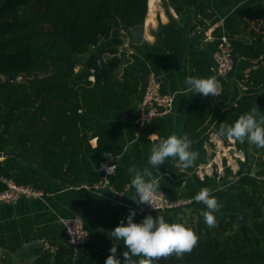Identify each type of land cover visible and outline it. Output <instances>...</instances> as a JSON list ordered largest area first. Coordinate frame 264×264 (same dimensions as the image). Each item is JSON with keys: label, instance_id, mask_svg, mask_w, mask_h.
<instances>
[{"label": "trees", "instance_id": "obj_1", "mask_svg": "<svg viewBox=\"0 0 264 264\" xmlns=\"http://www.w3.org/2000/svg\"><path fill=\"white\" fill-rule=\"evenodd\" d=\"M217 1L230 7L241 0ZM147 2L0 0V154L25 163L68 188L84 190L83 186L104 182L116 193L124 192L131 183V173L116 161L123 149L116 131L107 122L110 112H126L131 99L140 91L139 77L146 76L150 68L139 45L132 54L119 53L123 41L118 30L141 28ZM162 2L177 14L193 9L197 15L207 16L200 0ZM239 21L243 25L241 32L231 26L228 32L217 35L218 39L226 38L231 50L234 65L227 75L217 76L208 58L193 64L194 77H215L221 94L195 95L183 122V134H194L203 127L211 117L214 103L223 107L214 124L217 133L221 123L233 124L256 106L264 111V4L258 3L240 13ZM158 34L165 51L176 64H182V32L169 22L159 26ZM103 54H107L104 61ZM98 57L105 69L103 78L94 81L99 72ZM238 73L239 88L247 92L230 103L231 83ZM93 86L100 88L98 95L83 92ZM93 119L103 124L96 127ZM167 124L165 117H158L145 127V160L152 146L148 137L163 134ZM93 139L95 147L90 144ZM232 140L243 156L235 173L225 168L222 176L216 169L210 176H198L200 165L212 158L205 149L206 138L192 144L198 152L192 167L185 169L176 159L167 164V175L157 180L158 190L173 199H191L196 204L195 196L207 187L217 198L220 211L215 213L216 224L211 228L204 223L203 210L189 211L188 218L185 210L151 213L154 217L164 216L169 222H185L198 236L190 253L151 258V264H264V147ZM252 152H260L262 157L250 174L245 168ZM102 163L114 165L113 174L106 175L100 168ZM0 174L46 193L39 179L10 176L1 168ZM228 177L234 182L227 184ZM223 211L236 216L225 219ZM146 215L149 214H139L136 221ZM240 216L247 218V224L238 223ZM106 258L76 253L63 244L57 245L54 254L39 252L30 264H105ZM142 261L149 264L148 258Z\"/></svg>", "mask_w": 264, "mask_h": 264}, {"label": "crops", "instance_id": "obj_2", "mask_svg": "<svg viewBox=\"0 0 264 264\" xmlns=\"http://www.w3.org/2000/svg\"><path fill=\"white\" fill-rule=\"evenodd\" d=\"M200 1L204 5L205 13L207 14L204 18L197 15L193 9H186L181 14H177L172 7L164 4L162 0H153L151 8L149 0L147 2V12L142 25V41L139 46L143 48L146 54L150 71L155 72L161 79L163 92L174 96L172 110L165 117L168 123L167 130L159 136L150 135L148 137V140L152 143L148 150V155L151 154L161 140L166 139L170 135H186L182 131L183 122L187 111L196 99L195 92L190 90L186 84L187 77H194L193 64L202 58H208L211 61L210 55L213 46L218 40L217 35L221 32H228L231 26L241 32L243 25L239 21L240 13L248 11L258 3L264 4V0H241L230 7H225L217 0ZM169 22L177 26L183 34L185 58L180 65L176 64L171 55L165 51L161 36L158 34L159 26L166 25ZM122 41L123 44L118 49L119 53L130 54L129 51L133 52L135 46H137L131 37L122 39ZM107 46L108 44L101 48V52H104ZM106 59L107 54H103L102 61ZM121 68L119 72H121ZM239 75L238 73L231 83L230 103H233L247 92V90L239 88ZM139 78L141 81L140 91L131 99L129 108L123 115H119L115 111L110 112L107 123L113 126L118 135L119 144L123 149L121 158L116 159V161L128 168L131 178L133 179L135 173L139 171L145 175L146 180H158L162 176L167 175V164L172 163L174 159L168 158L164 164L155 169L148 165L147 160L144 158V131L138 133L133 124L146 81L145 75ZM86 91L93 95H98L100 88L93 86L90 89L83 90V92ZM222 111L223 107L216 106L214 103L211 117L205 125L196 133L187 135L192 144L201 138L207 139L205 149L212 158L197 169L196 173L200 177L204 175L210 176L214 168L216 169L211 163H216L213 161L217 159L215 155L218 154L217 150H222L226 153L228 152L226 149L228 147L230 153L234 154L236 152L242 156L241 153L236 151L232 139L224 140L223 137H219L217 132L214 131V124ZM92 122L96 127L103 124L97 119H93ZM90 144L95 147L96 140L93 139ZM256 153L260 152L251 153L250 162L245 168L246 172L255 166L256 162L253 159ZM240 159L243 160V156ZM224 163L225 161L223 160V168H228ZM0 168L5 170L10 176L26 175L39 179L46 188V197L43 200H18L10 205L0 203L1 264H17L13 254L18 248L29 243L40 244V248L34 251L35 258L39 252L50 251L54 254L57 245L66 244L61 220L74 216H79L83 219L88 232V240L80 251L108 257L110 255L109 249L112 247V240L114 239L109 236L110 230L114 229L121 219L129 214L130 210H135V207L138 206L133 199L136 196V190L131 183L124 192H120L121 195L109 186H99V188L90 190L68 188L25 163L8 156L2 157V154H0ZM238 168L239 165L235 168L230 166L228 169L235 173ZM147 173H151V175ZM222 175L220 174L219 176ZM227 181V184L234 182L231 177H228ZM206 208L203 202L197 201L194 208L185 210L186 218H188L189 211L191 212L193 209L207 211ZM137 216L134 218L135 220ZM126 250V247L120 242L117 255L122 262V254ZM145 258L142 255L132 256L129 262L131 264H139ZM30 263L32 262H26V264Z\"/></svg>", "mask_w": 264, "mask_h": 264}, {"label": "clouds", "instance_id": "obj_3", "mask_svg": "<svg viewBox=\"0 0 264 264\" xmlns=\"http://www.w3.org/2000/svg\"><path fill=\"white\" fill-rule=\"evenodd\" d=\"M186 84L195 94L202 96H219L221 94V85L215 77H192L186 78ZM217 135L227 139H235L241 143L247 141L251 144L264 147V111L257 106L250 111L242 114L233 124L221 123ZM176 159L179 164L187 169L194 165L198 158V152L193 149L192 141L187 135H170L161 140L147 158V164L153 168L166 162L168 158ZM110 166L106 168L107 173ZM151 175V173H147ZM132 186L136 190V196L133 199L138 205L146 204L152 209L156 207L157 190L160 184L156 179L146 180L145 175L136 172L131 180ZM195 200L203 202L207 211L202 212L204 223L208 227H214L216 224L215 213L219 211L220 205L215 196L210 194L207 187L202 188ZM136 210H130L129 214L121 219L120 223L110 230L112 247L109 249L110 255L106 258L105 264H128L132 256H144L151 258L167 256L175 253L182 256L190 253L197 245V234L185 222H169L164 216L151 214L143 217L137 222ZM126 247L123 252V262L117 255L119 243ZM141 264H145L141 261Z\"/></svg>", "mask_w": 264, "mask_h": 264}, {"label": "built area", "instance_id": "obj_4", "mask_svg": "<svg viewBox=\"0 0 264 264\" xmlns=\"http://www.w3.org/2000/svg\"><path fill=\"white\" fill-rule=\"evenodd\" d=\"M118 34L121 39L130 38L129 31L119 29ZM132 54V51H129ZM210 59L213 64L214 72L217 76L223 77L233 68V59L231 50L226 38L218 39L211 51ZM174 96L164 93L162 90V81L153 71L146 75V81L143 94L133 119L134 127L137 132H143L145 127L158 117H166L172 110ZM110 166L107 173L106 168ZM101 170L106 175L113 174L114 165L102 163ZM264 180V179H263ZM99 186H105V183H99L93 186H83L84 189H96ZM119 195H121L119 193ZM46 193L28 186L17 184L12 178L0 174V203L10 205L18 200H43ZM193 204V200L185 198L173 199L164 191L157 190V201L155 209L146 204H140L135 207L137 215L161 213L170 210H186ZM64 228L66 244L76 253L84 248L88 240V232L85 228L83 219L79 216L65 218L61 220Z\"/></svg>", "mask_w": 264, "mask_h": 264}, {"label": "water", "instance_id": "obj_5", "mask_svg": "<svg viewBox=\"0 0 264 264\" xmlns=\"http://www.w3.org/2000/svg\"><path fill=\"white\" fill-rule=\"evenodd\" d=\"M129 35L134 40V42L137 45H139L142 41V27L129 30ZM98 67H99V72L96 76L93 77L94 81H100L104 75V69H105L104 64L101 60H99V57H98ZM2 157H5V156L2 154ZM238 223L247 224V218L245 216H240L238 218ZM39 245L40 244L38 243H29V244H26L18 248L13 254V257L17 261V264H26V262H29V261L32 262L33 259L35 258L34 251L37 248H40Z\"/></svg>", "mask_w": 264, "mask_h": 264}, {"label": "rangeland", "instance_id": "obj_6", "mask_svg": "<svg viewBox=\"0 0 264 264\" xmlns=\"http://www.w3.org/2000/svg\"><path fill=\"white\" fill-rule=\"evenodd\" d=\"M152 2H153V0H151V3H150V8H151V6H152ZM81 72H80V69H79V74H80ZM227 150H228V152H224V151H222V150H217L218 151V154H215L216 155V157H217V159H215L213 162H216V163H211V164H213V166H215L216 167V171H217V173L220 175V174H224L223 173V170L222 169H224L223 168V160L225 161V165H226V167H230V166H234V168L237 166L238 167V160H242V159H240L242 156L241 155H239V154H237L236 152L234 153V154H232V153H230V150L228 149V147L226 148ZM262 157V155L260 154V153H256L255 154V157H254V161L256 162L257 160H259L260 158ZM252 160V161H253ZM214 168V167H213ZM215 169V168H214ZM222 170V171H221ZM254 171H255V166L253 167V168H250V170L249 171H247V172H249L250 174H253L254 173ZM194 206H196V204H193L190 208H194ZM190 208H188V209H190ZM206 210H207V208H206ZM223 213V215H224V218L225 219H228V217L231 215V216H236V215H233L232 213H230V212H226V211H223L222 212Z\"/></svg>", "mask_w": 264, "mask_h": 264}]
</instances>
